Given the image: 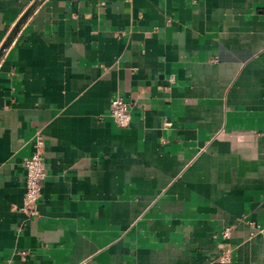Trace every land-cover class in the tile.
<instances>
[{
	"label": "crops",
	"instance_id": "crops-1",
	"mask_svg": "<svg viewBox=\"0 0 264 264\" xmlns=\"http://www.w3.org/2000/svg\"><path fill=\"white\" fill-rule=\"evenodd\" d=\"M34 1L0 0V48ZM39 136L47 176L27 207ZM227 250L264 264V0H45L0 63V264Z\"/></svg>",
	"mask_w": 264,
	"mask_h": 264
},
{
	"label": "built area",
	"instance_id": "built-area-1",
	"mask_svg": "<svg viewBox=\"0 0 264 264\" xmlns=\"http://www.w3.org/2000/svg\"><path fill=\"white\" fill-rule=\"evenodd\" d=\"M111 116L120 127H127L132 120V111L129 103L122 98L116 97L111 101ZM45 139L37 137L35 150L32 156L25 161L26 168V194L25 205L35 207L42 197L43 183L47 176L45 162ZM225 236H230V229L225 230ZM222 263H230L231 252L227 250L220 258Z\"/></svg>",
	"mask_w": 264,
	"mask_h": 264
},
{
	"label": "water",
	"instance_id": "water-1",
	"mask_svg": "<svg viewBox=\"0 0 264 264\" xmlns=\"http://www.w3.org/2000/svg\"><path fill=\"white\" fill-rule=\"evenodd\" d=\"M45 0H35L30 7L25 11L22 17L18 20L16 25L13 27L12 31L6 38L5 42L3 43L2 47L0 48V63L4 58L7 50L12 45L14 40L16 39L17 35L26 24V22L30 19L33 13L38 9V7L44 2Z\"/></svg>",
	"mask_w": 264,
	"mask_h": 264
}]
</instances>
